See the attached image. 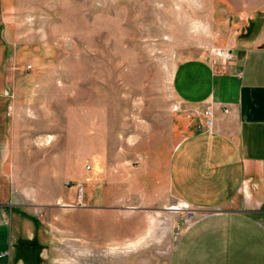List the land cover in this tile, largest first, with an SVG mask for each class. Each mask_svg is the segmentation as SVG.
<instances>
[{
	"label": "rangeland",
	"instance_id": "1",
	"mask_svg": "<svg viewBox=\"0 0 264 264\" xmlns=\"http://www.w3.org/2000/svg\"><path fill=\"white\" fill-rule=\"evenodd\" d=\"M212 49L264 50V0H0L9 264H171L202 213L168 184L172 81Z\"/></svg>",
	"mask_w": 264,
	"mask_h": 264
},
{
	"label": "crops",
	"instance_id": "2",
	"mask_svg": "<svg viewBox=\"0 0 264 264\" xmlns=\"http://www.w3.org/2000/svg\"><path fill=\"white\" fill-rule=\"evenodd\" d=\"M172 83L183 128L168 184L202 213L178 238L171 264H264V50L228 63L183 60ZM9 237L0 222V245Z\"/></svg>",
	"mask_w": 264,
	"mask_h": 264
},
{
	"label": "built area",
	"instance_id": "3",
	"mask_svg": "<svg viewBox=\"0 0 264 264\" xmlns=\"http://www.w3.org/2000/svg\"><path fill=\"white\" fill-rule=\"evenodd\" d=\"M210 59L211 60H221L224 63H228L230 61H232L233 56L232 53L230 52V50H216V49H212L210 51ZM224 112H227V108H224L223 110ZM204 115L206 117V121H205V126L207 128H211L213 125V120H212V111L210 108H207L204 111ZM66 185H69L68 182H66ZM76 187V191H77V202L82 203L83 201V185L81 183H77L75 185ZM0 257H4L5 260L2 262V264H9V251H4L1 253Z\"/></svg>",
	"mask_w": 264,
	"mask_h": 264
},
{
	"label": "bare ground",
	"instance_id": "4",
	"mask_svg": "<svg viewBox=\"0 0 264 264\" xmlns=\"http://www.w3.org/2000/svg\"><path fill=\"white\" fill-rule=\"evenodd\" d=\"M51 137V136H50ZM50 137L48 139H50ZM134 140H129V142H133ZM39 142V141H38ZM42 142H45V140H43ZM41 144V143H40ZM171 209H176V207H170Z\"/></svg>",
	"mask_w": 264,
	"mask_h": 264
}]
</instances>
